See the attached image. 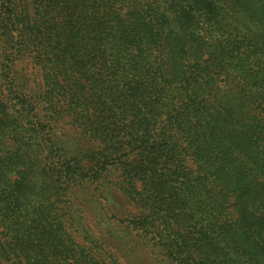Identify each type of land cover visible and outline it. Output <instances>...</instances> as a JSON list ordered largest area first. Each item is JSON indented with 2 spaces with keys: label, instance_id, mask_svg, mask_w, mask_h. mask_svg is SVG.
I'll return each instance as SVG.
<instances>
[{
  "label": "trees",
  "instance_id": "obj_1",
  "mask_svg": "<svg viewBox=\"0 0 264 264\" xmlns=\"http://www.w3.org/2000/svg\"><path fill=\"white\" fill-rule=\"evenodd\" d=\"M0 264H264V0H0Z\"/></svg>",
  "mask_w": 264,
  "mask_h": 264
}]
</instances>
